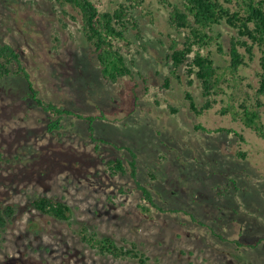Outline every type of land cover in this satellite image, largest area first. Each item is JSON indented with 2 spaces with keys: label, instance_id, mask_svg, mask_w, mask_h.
I'll list each match as a JSON object with an SVG mask.
<instances>
[{
  "label": "rangeland",
  "instance_id": "374dc122",
  "mask_svg": "<svg viewBox=\"0 0 264 264\" xmlns=\"http://www.w3.org/2000/svg\"><path fill=\"white\" fill-rule=\"evenodd\" d=\"M93 1L113 10L126 0ZM69 11L75 18L49 0H0V42L21 51L42 97L83 115L67 117L63 133L52 135L46 113L27 97L25 80L12 73L0 78V208L17 207L0 234V264H137L83 243L77 234L82 224L117 244L136 242L163 264H264V241L255 247L233 241L264 238V140L220 114L219 102L200 115L189 109L186 91L201 105V88L197 79L187 83L184 68L177 71L180 81L166 59L170 38L182 34L169 26L165 5L144 0L133 9L141 35L127 34L133 77L117 83L100 79L81 19ZM215 33L227 49L235 30L220 24ZM256 68L255 59L243 73L251 77ZM90 115L99 116L95 137L110 142H98V152L85 118ZM198 123L234 128L246 141L204 132ZM120 146L133 148L138 181L166 211L142 213L130 175L106 171V160L128 157ZM238 150L247 157H238ZM36 195L61 199L72 218L34 209Z\"/></svg>",
  "mask_w": 264,
  "mask_h": 264
},
{
  "label": "trees",
  "instance_id": "16d2710c",
  "mask_svg": "<svg viewBox=\"0 0 264 264\" xmlns=\"http://www.w3.org/2000/svg\"><path fill=\"white\" fill-rule=\"evenodd\" d=\"M49 1L58 5L64 14L75 18L70 14V9L80 17L81 31L91 49V57L95 60L102 81L117 83L126 77H133L134 61L126 56L125 47L129 48L132 42L127 36L130 30L136 31L137 38L141 37L133 9L142 7L144 0H126L113 10H100L93 0ZM160 1L168 9L169 26L182 34L180 40L176 37L170 38L166 52L172 72L179 79L177 71L184 68L188 77L187 83L192 84L193 78L197 79L201 88V105L197 104L190 91H186L189 109L200 115L219 102L220 114H229L234 121L241 122L245 128L264 140V0H183L181 4ZM220 24H226L235 30L227 49L219 40V34L215 33V26ZM214 53L221 56L219 62ZM255 59L258 68L250 77L243 70ZM11 73L25 80L27 97L46 113V129L52 135L59 136L63 133L67 117L83 118L82 114L73 109L42 97L24 63L21 51L9 43L0 42V78H6ZM171 108L173 111L177 110L175 107ZM98 117H85L96 152L99 149L98 142L110 143L94 136L93 122ZM195 128L208 133L233 134L243 142L246 141L243 134L234 128H208L200 123ZM121 147L129 154L128 157L126 160L122 157L106 160V171L113 176L130 175L141 193V202L137 206L142 213H149L152 207L166 211L155 200L151 189L138 181L137 155L133 148H119ZM237 155L245 159L247 152L238 150ZM30 206L58 220L68 221L72 218L71 207L53 196L36 195L30 199ZM16 209L12 204L0 208V234L12 221ZM189 215L191 219L197 220L191 213ZM77 234L83 243L99 254H107L115 259L131 258L137 264H163L152 261L145 251L138 248L136 242H129V246L117 244L109 236H99L97 232L90 231L86 224L79 227ZM218 236L224 239L223 236ZM233 241L238 246L255 247L264 238H258L252 243L238 239Z\"/></svg>",
  "mask_w": 264,
  "mask_h": 264
},
{
  "label": "bare ground",
  "instance_id": "6f19581e",
  "mask_svg": "<svg viewBox=\"0 0 264 264\" xmlns=\"http://www.w3.org/2000/svg\"><path fill=\"white\" fill-rule=\"evenodd\" d=\"M7 43V42H6ZM100 72V71H99ZM31 76V75H30ZM27 94V93H26ZM42 110V109H41ZM86 117V116H85ZM95 136V135H94ZM80 236V235H79ZM84 242V241H83ZM125 243V242H124ZM90 247V246H89ZM128 259V258H127ZM131 259V258H130ZM134 260V259H133Z\"/></svg>",
  "mask_w": 264,
  "mask_h": 264
}]
</instances>
